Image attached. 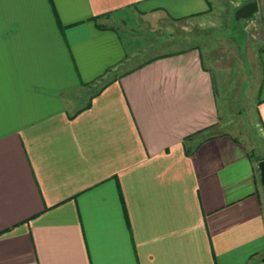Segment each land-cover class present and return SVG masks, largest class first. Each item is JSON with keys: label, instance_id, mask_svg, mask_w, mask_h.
<instances>
[{"label": "crops", "instance_id": "0c3cea01", "mask_svg": "<svg viewBox=\"0 0 264 264\" xmlns=\"http://www.w3.org/2000/svg\"><path fill=\"white\" fill-rule=\"evenodd\" d=\"M212 2L0 0V264H264V44L251 137L199 49L90 88Z\"/></svg>", "mask_w": 264, "mask_h": 264}, {"label": "rangeland", "instance_id": "374dc122", "mask_svg": "<svg viewBox=\"0 0 264 264\" xmlns=\"http://www.w3.org/2000/svg\"><path fill=\"white\" fill-rule=\"evenodd\" d=\"M248 1L251 0H213L211 9L203 15L165 20V23L157 22L152 26L142 25L133 34L121 30L125 40L132 37L131 47L137 50V56L130 64L107 73L106 78L90 88L96 91L117 73L155 56L199 49L215 78L220 106L237 119L236 129L251 137L261 128L260 121L253 117L248 106L252 101V89L256 86V81L251 78V55L264 44V0H257L260 8L253 17L237 18L238 8ZM101 22L119 25L121 21L104 17ZM86 91L80 103L88 99L89 92Z\"/></svg>", "mask_w": 264, "mask_h": 264}, {"label": "water", "instance_id": "95a60500", "mask_svg": "<svg viewBox=\"0 0 264 264\" xmlns=\"http://www.w3.org/2000/svg\"><path fill=\"white\" fill-rule=\"evenodd\" d=\"M259 2L257 0H251L241 4L236 12L237 18H250L253 17L259 11ZM258 167L261 173V179L264 186V158L259 161ZM264 260V258H263Z\"/></svg>", "mask_w": 264, "mask_h": 264}]
</instances>
